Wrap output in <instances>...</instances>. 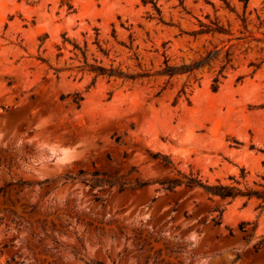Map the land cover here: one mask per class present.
<instances>
[{
    "label": "rangeland",
    "instance_id": "1",
    "mask_svg": "<svg viewBox=\"0 0 264 264\" xmlns=\"http://www.w3.org/2000/svg\"><path fill=\"white\" fill-rule=\"evenodd\" d=\"M221 187L264 194V0H0V264H264Z\"/></svg>",
    "mask_w": 264,
    "mask_h": 264
},
{
    "label": "trees",
    "instance_id": "2",
    "mask_svg": "<svg viewBox=\"0 0 264 264\" xmlns=\"http://www.w3.org/2000/svg\"><path fill=\"white\" fill-rule=\"evenodd\" d=\"M247 1L248 0H245V2H247ZM69 8H71V6H69ZM214 30L216 32H219V33H225L226 32V30L223 27H216ZM219 52H220V50L210 51L204 58H201L200 60L195 61L189 65H182L180 67H170V66L166 65V67L160 73L164 74V75H168L169 77H173L174 75H177V74H185V73L192 74L194 71L201 70L206 66L210 67L211 62H213V60L217 57ZM228 52L229 51L227 50L225 53V57H224L226 59L227 63L229 62L228 61V56H229ZM225 66L226 65L220 67V70L218 71V73L216 74V76L214 77V79L212 81L211 87H212L213 91L218 90L219 76L222 73V71L224 70ZM92 70L97 75H102V76H107V77L120 76V77H125L128 79H132V80H136L139 77L148 76L147 73L128 75V74H124L120 71L114 70L112 68L107 69V68H104L102 66H92ZM81 100H82L81 97H79L78 95H75L74 103L76 105L79 106V102ZM151 156L153 158H159L160 157L159 154H151ZM161 160L165 165L171 163V161L169 160L168 157H161ZM188 185H199V182H197L191 178L188 180ZM216 191H218L222 197H235L236 195H246V196L256 195V196H258L264 200V194H259L257 192L248 191L246 193H243L241 191H235V190L228 188V187H221L219 189H216ZM244 228H245L244 224L240 226V229L242 231H244Z\"/></svg>",
    "mask_w": 264,
    "mask_h": 264
}]
</instances>
